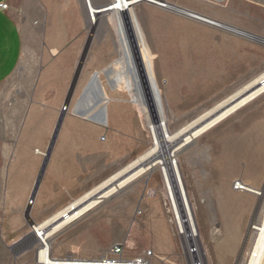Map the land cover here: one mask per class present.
<instances>
[{
    "label": "rangeland",
    "instance_id": "374dc122",
    "mask_svg": "<svg viewBox=\"0 0 264 264\" xmlns=\"http://www.w3.org/2000/svg\"><path fill=\"white\" fill-rule=\"evenodd\" d=\"M91 1L97 5L110 0ZM163 1L172 8L138 1L132 10L156 101L167 130L174 132L261 73L264 22H252L249 29H241L258 35L254 38L173 9L178 5L227 24L219 19L229 11L223 7L224 2ZM9 9L25 37L26 49L14 76L19 75L26 89L39 63L45 62L54 49L44 40L50 25L51 32L55 29L57 33L66 30L81 34L87 49L74 81L73 96L84 76L90 74V80L98 72L104 100L94 108L100 116L104 106L103 114L111 119L95 120L101 127L98 139L103 151L79 164L81 175L72 179L81 181V185L72 194L65 193L66 200H46L38 192L31 195L42 166L24 170L25 193L19 206L17 201H0V264H42L34 225L141 155L152 139L134 77L109 15L90 22L84 0H9ZM78 63L79 58L74 73ZM88 90L89 86L83 93L87 95ZM75 107L85 108L64 104L62 111L78 114ZM263 126L264 91L188 142L182 143L183 137L173 141L171 148L182 143L175 160L197 230L196 239H185L178 232L156 170L133 179L65 224L51 236L48 254L94 257L106 254L115 242H122L126 256L150 249V264H188L187 248L198 246L206 264H237L251 243V225L259 223L264 215V168L259 167L263 154L253 151L255 144L263 146ZM43 168L41 178L50 171ZM236 179L260 189L261 194L235 186ZM29 232L33 236H26Z\"/></svg>",
    "mask_w": 264,
    "mask_h": 264
},
{
    "label": "crops",
    "instance_id": "0c3cea01",
    "mask_svg": "<svg viewBox=\"0 0 264 264\" xmlns=\"http://www.w3.org/2000/svg\"><path fill=\"white\" fill-rule=\"evenodd\" d=\"M222 5L229 11L219 19L243 27L235 26L238 29L247 30L252 22H264V8L249 0H226ZM50 28L51 25L44 40L54 47L53 52L39 63L26 89L19 75L14 76L26 49L24 33L9 9V0H0V201L4 204L17 201L19 206L25 193L24 170L42 166L50 171L42 176L34 192L46 200H66L64 194H72L81 185V181L72 179L81 175L79 164L103 151L98 139L101 127L95 122L101 115L94 108L104 100L98 72L94 87L88 85L90 74L83 77L76 96L71 87L74 65L84 49L86 55V38L66 30L51 32ZM260 72H264V61ZM88 86L85 95L83 90ZM91 102L93 107L89 106ZM64 104L82 105L86 109L75 107L78 114L63 113ZM59 118L61 122L56 129ZM107 139L104 138L105 143ZM255 145L253 151L263 154L259 167L264 168V143Z\"/></svg>",
    "mask_w": 264,
    "mask_h": 264
},
{
    "label": "bare ground",
    "instance_id": "6f19581e",
    "mask_svg": "<svg viewBox=\"0 0 264 264\" xmlns=\"http://www.w3.org/2000/svg\"><path fill=\"white\" fill-rule=\"evenodd\" d=\"M84 4L90 22L94 20L98 21L102 16L109 15V22L115 30L118 45L125 52L130 70L134 77L140 107L152 141L150 147L132 160L125 168L116 172L107 180H102V183L93 189H89V191L78 198L73 199L67 205L43 220L40 224L34 225V236L39 241V243L38 241L37 243L40 245L38 250L39 261L44 260L49 251L51 236L65 224L79 217L83 212L107 198L112 193L119 191L133 179L143 176L149 171L156 170H158L161 175L178 232L185 239H196L197 230L193 222V216L189 207V201L183 186L181 174L176 164V153L179 151L182 143H186L193 139L194 136L207 130L210 125L212 126L219 122L231 112L264 91V72H262L241 88H238L232 94L217 102L209 110L203 112L178 130L169 132L166 128L160 106L156 101L153 81L145 59L140 34L135 23L132 0H110L109 7L100 11L93 9L91 0H84ZM173 9L175 11H180L182 7L174 5ZM182 11L186 10L183 8ZM215 22L219 26L233 31L241 30L222 22ZM182 137L183 142L171 148L173 141ZM236 181L237 179L234 181L235 186L261 194L260 189ZM96 191V195L99 196L93 195ZM263 240L264 224L260 227L257 245H261ZM196 253L198 255L201 254L198 246Z\"/></svg>",
    "mask_w": 264,
    "mask_h": 264
},
{
    "label": "built area",
    "instance_id": "2783aa9c",
    "mask_svg": "<svg viewBox=\"0 0 264 264\" xmlns=\"http://www.w3.org/2000/svg\"><path fill=\"white\" fill-rule=\"evenodd\" d=\"M208 3H223L226 0H203ZM258 6L264 8V0H249ZM166 7L172 8L169 3L165 4ZM185 12H192L185 9ZM237 33L250 36L258 37V35L247 32L244 30L236 31ZM242 188V187H240ZM263 219L258 223H253L251 229L253 232L252 240L250 245L245 250L243 258L237 264H264V240L261 245H257V238L259 236V230L262 226ZM187 253L189 256L188 264H206L203 259L196 253V248L188 247ZM152 252L150 249H145L140 254L134 256L125 255V245L122 242H115L112 244L108 252L104 255L94 256V257H84L67 255L61 257H53L47 253L44 260L41 261L42 264H150Z\"/></svg>",
    "mask_w": 264,
    "mask_h": 264
},
{
    "label": "water",
    "instance_id": "95a60500",
    "mask_svg": "<svg viewBox=\"0 0 264 264\" xmlns=\"http://www.w3.org/2000/svg\"><path fill=\"white\" fill-rule=\"evenodd\" d=\"M138 1H147V2H151V3H154V4H157V5H161V6H165V3H164V1L163 0H132V3L134 4V3H136V2H138ZM93 5V9L94 10H97V11H100V10H105L106 8H108L109 7V5H110V1H108V2H106V3H102V4H92ZM182 10H183V8H182ZM182 10H180V11H176V12H179V13H182V14H186V15H188V16H190V17H193V18H196V19H199V20H202V21H204V22H207V23H211V24H214V25H217V26H219L216 22H215V20H212V19H210V18H208V17H206V16H201L200 14H198V13H195V12H185V11H182ZM84 55H85V49H84V51L82 52V54H81V57H80V60H79V63L77 64V67H76V70H75V73H74V76H73V79H72V84H71V87L74 85V81L76 80V77H77V75H78V73H79V71H80V67H81V63H82V60H83V58H84ZM106 72V71H105ZM96 81H97V74L96 73H94L93 75H92V77L90 78V80H89V82H88V85L90 86V84H92V83H96ZM71 91V90H70ZM101 111H102V115H101V119L104 121L105 120V115L103 114V112H104V106H102V108H101ZM59 122H60V118H59V120H58V122H57V124H56V129L58 128V125H59ZM211 126V125H210ZM209 126V127H210ZM131 163V162H130ZM130 163H128V164H130ZM127 164V165H128ZM127 165H125V166H127ZM125 166L124 167H122L121 169H119L118 171H116V172H119L120 170H122L123 168H125ZM43 167L40 169V171H39V173H38V176H37V178H36V181H35V184H34V188H33V190H32V194L31 195H33L34 194V191H35V187L38 185V183H39V180H40V178H41V175H42V172H43ZM116 172H114V173H112L110 176H108L107 178H105L103 181H105V180H107L109 177H111L112 175H114ZM103 181H101L100 183H102ZM99 183V184H100ZM99 184H97V185H99ZM96 185V186H97ZM95 186V187H96ZM94 188V187H93ZM92 188V189H93ZM96 193H97V191L96 192H94V194L93 195H96ZM96 196H99V195H96ZM26 236H33V232H29ZM23 239H25V237H23V238H21L20 240H19V243L21 242V241H23Z\"/></svg>",
    "mask_w": 264,
    "mask_h": 264
}]
</instances>
